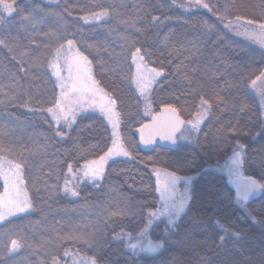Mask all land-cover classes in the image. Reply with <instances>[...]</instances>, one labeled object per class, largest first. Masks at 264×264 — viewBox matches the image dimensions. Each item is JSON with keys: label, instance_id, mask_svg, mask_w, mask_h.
<instances>
[{"label": "trees", "instance_id": "16d2710c", "mask_svg": "<svg viewBox=\"0 0 264 264\" xmlns=\"http://www.w3.org/2000/svg\"><path fill=\"white\" fill-rule=\"evenodd\" d=\"M10 2L15 14L0 22L7 44L0 45V142L9 159L23 162L32 208L0 224V264H53V257L59 264H73V257H95L97 264H264V191L238 202L226 176L208 169L239 143L244 174L264 183V127L251 83L264 72V49L225 26L237 17L264 23V0H204L211 10L195 0ZM102 8L107 17L84 21ZM133 20L135 27L128 26ZM68 39L115 100L131 154L109 160L95 183L79 174L74 179L68 166L77 171L106 152L110 125L98 113H83L71 128L58 127L46 111L59 95L48 60ZM136 47L152 67L164 69L148 101L133 83ZM201 95L212 107L198 133L178 140L176 149L139 148L134 130L160 106L173 104L191 120ZM157 168L194 175L192 200L176 227L162 217L148 229L162 248L137 255L126 243L159 206ZM66 179L79 185L78 196L64 192ZM79 232L91 233V242L63 238ZM12 239L21 243L14 252Z\"/></svg>", "mask_w": 264, "mask_h": 264}, {"label": "snow or ice", "instance_id": "6c2138e0", "mask_svg": "<svg viewBox=\"0 0 264 264\" xmlns=\"http://www.w3.org/2000/svg\"><path fill=\"white\" fill-rule=\"evenodd\" d=\"M195 5L209 8V5L204 3V0H195ZM209 10L211 9L209 8ZM15 11L13 2H10V0H0V22L4 20L5 13L11 16L15 14ZM108 15V10L102 8L98 12L86 15L83 19L86 23L89 21L99 22ZM24 19L31 23L33 17L25 15ZM236 19L240 21L242 18L237 17ZM152 20L153 22H158L159 18L153 16ZM124 23L128 22L125 21ZM245 23L248 25H256L258 30L245 31L238 33V35L246 36L248 39L256 40L264 45V23L256 24L252 20H247ZM128 26L135 27L134 20ZM225 26L231 27V23ZM0 45L7 47L3 39H0ZM66 45L67 52L65 50V44H60L59 47L54 49L53 56L48 60V66L52 70V74L56 77L57 86L60 91L59 95L55 98V102L46 111L58 127L63 124V126L68 128H71L76 121L77 114L86 108H98L103 113L112 129L111 146L97 159L85 160L81 168L77 171L73 170L71 164L68 166V174L74 179L79 174L80 180L87 179L95 183L97 180L103 178L105 165L109 160L120 156L128 157L131 154L125 146L124 139L121 135L120 113L116 111L115 100L99 87L98 82L91 74V61L76 48L75 41L68 39ZM74 49L75 51L73 52ZM61 59L64 61L63 65L59 62ZM132 63L136 68L133 82L140 95L148 101L153 85L159 82L158 78H162L164 69L162 67H152L146 60L145 55L142 54V49L139 47H136L132 52ZM65 67L67 76L63 75ZM258 81L261 85H264V72H261L251 83L255 87ZM261 94L264 95V87L261 88ZM3 102V100H0V103ZM211 107L210 101L204 95H201L200 103L197 106L198 110L193 113L191 120L185 121L181 118L180 111L176 106L173 104H164L160 112L153 115L150 124L141 125L140 133L142 143L150 144L157 136L161 140L170 141L172 144H175L177 140L189 139L193 134L200 131L201 124L209 115ZM147 110H151L150 102L147 104ZM146 129L150 130L147 136H145ZM57 134L60 136L65 135V133L59 131ZM9 151L10 149L6 148L3 142H0V179L3 180L4 187L3 192L0 193V221H4L6 217L13 216L17 213H25L32 208L31 200L25 191L23 162L17 163L13 159H9L5 154ZM244 151L245 146L238 143L232 155L225 162L224 168L228 172L230 183L235 187L236 200L246 203L258 190H264V183L243 174ZM154 176L156 191L160 194L163 206L159 210L149 211L145 228L141 229L135 237L129 234L126 246L132 253L137 255L141 253H156L162 248V242L154 241L147 235L148 229L160 217H167V225L169 228L176 227L181 216L186 214V209L192 200V177L182 178L174 172L158 168L154 169ZM181 180L184 183L183 191L179 189ZM78 186V184H73L70 180L66 179L63 190L65 193L75 197L79 195L76 190ZM116 214L115 212L112 213V215ZM63 238L83 240L85 243H90L92 234L79 232L71 236L66 234ZM220 239L223 241L225 237L221 236ZM20 247V241L12 239L9 251L14 252ZM64 255L68 256L69 252L66 250ZM53 264H59L56 257H53ZM73 264H97V261L95 257H73Z\"/></svg>", "mask_w": 264, "mask_h": 264}, {"label": "rangeland", "instance_id": "374dc122", "mask_svg": "<svg viewBox=\"0 0 264 264\" xmlns=\"http://www.w3.org/2000/svg\"><path fill=\"white\" fill-rule=\"evenodd\" d=\"M229 23H231V27H228V29H230L234 34H236V35H238V33H243V32H245V31H255V30H258L257 28H256V25H248V24H246L245 23V21H243V20H240V21H237V20H234V21H231V22H229ZM228 23V24H229ZM238 36H240V37H242V38H244V39H247V40H249L250 42H252V43H254V44H256V45H259L260 47H262L263 49H264V45H262V44H260L258 41H256V40H250V39H248L246 36H243V35H238ZM77 48V47H76ZM65 50H66V52H67V45H66V43H65ZM75 51V49L73 50V52ZM60 63H61V65H63V63H64V61H63V59H61L60 61H59ZM50 69V68H49ZM91 70H92V66H91ZM135 72H136V68H135V65L133 64V76H134V74H135ZM50 74H51V76H52V78H53V80L55 81V83H56V86H57V80H56V77L52 74V70L50 69ZM92 76H93V71H92ZM63 75H65V76H67V70H66V67H65V69H64V71H63ZM134 83V82H133ZM134 85H135V83H134ZM135 87H136V85H135ZM262 87H264V85H261V83L258 81L257 82V85L254 87L253 85H252V91H253V93H254V95H255V97H256V99H257V101H258V103H259V105H260V110H261V117H262V126L264 127V95H262L261 94V88ZM57 88H58V93H59V91H60V89H59V87L57 86ZM83 113H98V114H100L104 119H105V116L103 115V113H101L100 112V110L98 109V108H86V109H84L83 111H81L80 113H78L77 114V118L81 115V114H83ZM181 113V112H180ZM182 115V114H181ZM77 120V119H76ZM106 120V119H105ZM107 121V120H106ZM75 123V122H74ZM73 123V124H74ZM107 123H108V121H107ZM54 124H55V122H54ZM62 125V124H61ZM55 126H57L56 124H55ZM110 128H111V126H110ZM112 130V129H111ZM233 153V152H232ZM232 154H230L224 161H222V162H219V163H217V164H214V165H212V166H210L208 169H210V170H213V171H215V172H220V173H222V174H224L225 176H226V178L229 180V182H230V177H229V175H228V172L226 171V169L224 168V165H225V162L228 160V158L231 156ZM106 166V165H105ZM81 168V167H80ZM79 168V169H80ZM79 169H77V170H79ZM242 172H243V169H242ZM243 174H244V172H243ZM245 176H248V175H246V174H244ZM178 176H180V177H182V178H186V177H192V182H193V180H194V178H195V176L194 175H178ZM257 180V179H256ZM232 184V183H231ZM232 186H233V184H232ZM179 189H180V191H183V189H184V183H183V180H181V182H180V184H179ZM191 189H192V183H191ZM235 189V188H234ZM3 190H4V187H3V180L2 179H0V193H2L3 192ZM25 191L27 192V195H28V198H29V193H28V191H27V189H26V187H25ZM158 193V192H157ZM158 197H159V206H158V208L156 209V210H159V209H161L162 208V206H163V202L161 201V199H160V194L158 193ZM30 199V198H29ZM187 209H188V207H187ZM186 209V210H187ZM155 210V211H156ZM28 212V211H27ZM26 213V212H25ZM19 214H23V213H17V214H15V215H13V216H8V217H6V219L4 220V221H0V224L1 223H3V222H5V221H7L9 218H11V217H14V216H16V215H19ZM160 218H162V217H160Z\"/></svg>", "mask_w": 264, "mask_h": 264}, {"label": "water", "instance_id": "95a60500", "mask_svg": "<svg viewBox=\"0 0 264 264\" xmlns=\"http://www.w3.org/2000/svg\"><path fill=\"white\" fill-rule=\"evenodd\" d=\"M163 106V105H162ZM162 106H160V108L155 111L149 119H147L146 121H144L143 123H141L140 125H138L135 130H134V135L137 139V143H138V146L139 148L142 150V151H145V152H149V151H152L154 150L155 148L157 147H161V148H169V149H176L177 146H178V140L175 144H172L170 141H167V140H161L158 136L153 140L152 143L150 144H144L142 143L141 141V133H140V127L141 125L143 124H150L152 122V117L153 115L157 114L160 112ZM180 111V110H179ZM181 115V113H180ZM181 118L185 120V118L181 115ZM186 121V120H185ZM149 131L148 129L145 130V136H147L149 134ZM258 181V180H257ZM260 182V181H259ZM234 187V185H233ZM235 188V187H234ZM264 190H258L256 193H254L250 198H256V197H259L262 193H263ZM249 198V199H250Z\"/></svg>", "mask_w": 264, "mask_h": 264}]
</instances>
